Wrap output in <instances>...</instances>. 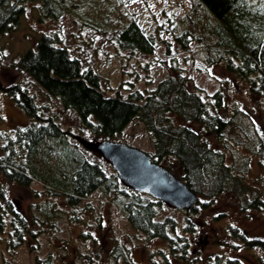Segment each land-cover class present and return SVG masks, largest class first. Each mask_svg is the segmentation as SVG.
<instances>
[{
	"label": "trees",
	"instance_id": "16d2710c",
	"mask_svg": "<svg viewBox=\"0 0 264 264\" xmlns=\"http://www.w3.org/2000/svg\"><path fill=\"white\" fill-rule=\"evenodd\" d=\"M75 1L85 4V0H0V37L18 29L29 2L38 5L42 20H58L78 5ZM111 4L113 8L118 6L116 17L108 23L110 28L115 26L112 31L115 48L132 54L154 55L153 36L142 31L121 0H112ZM172 35L184 50L189 49L191 41H197L198 57L207 65L223 64L261 100L264 107V0H190L188 11L173 26ZM62 42L57 31L41 34L33 48L19 55L18 70L65 110L73 111L95 135L120 134L137 119L149 133L154 149L150 155L152 160L180 178L198 197L205 198L206 202L198 199L192 208L183 209L189 214H195L198 207L205 208L208 201L223 192L235 195L242 211L264 210V179H257V185L247 179L251 155H257L259 163L264 164V144L254 130L251 129L253 136L245 130L238 131L237 119L244 115L240 109H235L228 118L221 115L224 95L220 90L213 94H205L199 89L193 91L188 84L189 77L176 72L160 80L148 93L131 90L126 97L120 93L108 96L101 89L100 75L72 55ZM170 69L177 71L173 64ZM3 91L32 120L26 126H15L12 132L0 130V174L6 180L22 187L38 182L46 193L63 196L70 206H76L82 200L87 203L88 197L98 191L120 210L133 229L148 240H164L167 251L176 261L187 260L192 241L185 233L196 231L190 218L184 222L181 232L174 217L158 219L165 203L134 191L111 167L90 160L53 114L43 116L48 105L38 104L35 95L18 83ZM194 124L213 135L226 150L233 143L234 146L242 145L240 137L249 140L244 146L250 152L241 162L232 155L230 162H226L225 152L211 148L201 133L193 129ZM33 209L31 219L34 224L40 216L42 222L57 217L49 201ZM229 232L240 238L246 247L264 249L263 238L247 239L238 228L231 226ZM0 234L9 251L35 236L29 218L6 197L2 186ZM82 236L86 237V234ZM158 251L165 254L164 250ZM110 254L114 256V264H119L118 258L123 264H138L128 261L117 243ZM164 258L169 260V257ZM43 261L52 264L49 256ZM1 264L10 262L4 260ZM204 264L245 263L218 253L208 257Z\"/></svg>",
	"mask_w": 264,
	"mask_h": 264
},
{
	"label": "rangeland",
	"instance_id": "374dc122",
	"mask_svg": "<svg viewBox=\"0 0 264 264\" xmlns=\"http://www.w3.org/2000/svg\"><path fill=\"white\" fill-rule=\"evenodd\" d=\"M111 1L85 0L84 5L75 1L78 5L58 20H42L38 5L31 2L26 5L18 29L0 37L1 131L12 132L15 126H26L32 121L3 91L18 83L35 95L38 104L49 106L44 108L43 116L53 114L90 160L111 167L97 148L103 140L122 142L149 155L154 153L149 133L137 119L120 134L110 137L95 135L73 111L65 110L29 76L18 70L16 61L19 55L33 48L41 34L57 31L62 44L70 49L71 54L100 75L101 89L106 95L120 93L126 97L131 90L148 93L160 80L179 72L189 77L188 84L193 91L199 89L205 94H213L220 90L224 95L221 115L228 118L235 113V109H240L244 115L237 119L238 131L245 130L253 136L254 130L264 144V107L261 100L251 94L245 84L223 64L207 65L198 57L197 41H191L188 50L182 49L175 41L173 26L188 11L190 0H121L142 31L153 36L156 52L152 56L115 48L112 33L115 26L110 28L108 23L116 17L118 6L111 7ZM172 64L177 71L170 69ZM192 127L201 133L211 148L225 152L226 162H230L231 155L241 162L250 152L244 146L249 140L244 141L240 137L242 145L234 146L233 143L226 150L220 141L204 132L200 126L194 124ZM248 164L247 179L249 183L257 185V179H264V164L259 163L257 155H251ZM0 186L6 190V197L14 201L17 209L29 218L30 228L35 234L14 251L7 250L5 239L0 234V264L4 260L10 264H44L43 260L48 256L52 264H114V256L110 252L115 243L123 248L128 261L138 264H204L208 257L218 253L239 258L245 264H264V249L246 247L240 238L233 237L229 232L231 226L238 228L239 233L247 239H264V210L242 211L235 195L228 192L215 196L205 208L198 207L195 214L175 209L167 203L161 208L157 218L174 217L179 231H182L188 218L196 225L193 234L185 233L192 245L187 260L180 263L169 254L164 240H148L133 229L120 210L98 191L88 197L87 203L82 200L76 206H70L63 196L49 195L35 181L29 187H22L0 174ZM199 199L205 200L203 197ZM44 201L52 203L57 217L53 221L42 222L43 217L40 216L34 224L31 219L35 212L33 208ZM82 234H86V237ZM158 250H164L165 254ZM164 256L169 260H165ZM117 262L123 264L121 258Z\"/></svg>",
	"mask_w": 264,
	"mask_h": 264
},
{
	"label": "water",
	"instance_id": "95a60500",
	"mask_svg": "<svg viewBox=\"0 0 264 264\" xmlns=\"http://www.w3.org/2000/svg\"><path fill=\"white\" fill-rule=\"evenodd\" d=\"M118 178L131 189L165 202L175 209L192 208L198 196L167 168L145 152L122 142L103 140L97 145Z\"/></svg>",
	"mask_w": 264,
	"mask_h": 264
}]
</instances>
